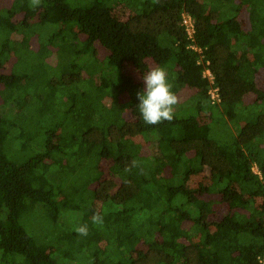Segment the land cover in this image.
Here are the masks:
<instances>
[{
	"label": "trees",
	"instance_id": "obj_1",
	"mask_svg": "<svg viewBox=\"0 0 264 264\" xmlns=\"http://www.w3.org/2000/svg\"><path fill=\"white\" fill-rule=\"evenodd\" d=\"M152 65L191 91L158 125L137 110ZM0 100V264H61L54 247L74 264H260L264 0H11ZM34 211L42 238L21 222Z\"/></svg>",
	"mask_w": 264,
	"mask_h": 264
},
{
	"label": "clouds",
	"instance_id": "obj_2",
	"mask_svg": "<svg viewBox=\"0 0 264 264\" xmlns=\"http://www.w3.org/2000/svg\"><path fill=\"white\" fill-rule=\"evenodd\" d=\"M41 0H29V6L38 7ZM144 89L137 93L139 104L137 110L142 121L147 125H158L164 121L171 122L174 118V106L178 103L177 95L172 91V84L168 81L166 70L161 66L150 68L142 76ZM135 166V165H134ZM128 171V169H126ZM257 171V168H254ZM94 225H103V215L94 212L91 217ZM78 235L87 236V224L75 228Z\"/></svg>",
	"mask_w": 264,
	"mask_h": 264
},
{
	"label": "rangeland",
	"instance_id": "obj_3",
	"mask_svg": "<svg viewBox=\"0 0 264 264\" xmlns=\"http://www.w3.org/2000/svg\"><path fill=\"white\" fill-rule=\"evenodd\" d=\"M11 0H0V7L4 6L5 4L7 5ZM3 2H6V3H3ZM124 10V9H123ZM121 16H128L129 13L127 12H122L120 13ZM38 39L37 37H34L33 38V41H32V44L34 46V48L38 47ZM55 60V59H54ZM53 60V62H54ZM152 67H154V65H152ZM151 67V68H152ZM190 93L191 91H185L183 93L180 94L178 100H183V99H187L189 96H190ZM0 103H1V100H0ZM9 149V148H8ZM16 149V153H17V156L21 159H24V158H27L32 152L31 150H28V151H25V152H21L20 151V144L18 145V147L14 148ZM256 168V166L254 167ZM218 215V210L216 209L214 214H213V219L216 218ZM21 222L26 226L27 230L32 233L34 236H36L37 238H42L43 236H39L37 234V230L35 229V227H37L38 229L39 228H44L45 227V220L43 221L42 219V216L39 217L37 215V212L34 211V212H30L28 214H26L25 216H23V218L21 219ZM39 236V237H38ZM51 244H53L54 242L50 241ZM55 247L53 249L50 248L49 252L50 254L53 256V258L59 263V261L61 262V264H74V262L68 260L67 258L66 259H60L61 258V254L60 252H56L55 250ZM3 263L5 261H2ZM1 262V264H2ZM7 263V262H6Z\"/></svg>",
	"mask_w": 264,
	"mask_h": 264
},
{
	"label": "built area",
	"instance_id": "obj_4",
	"mask_svg": "<svg viewBox=\"0 0 264 264\" xmlns=\"http://www.w3.org/2000/svg\"><path fill=\"white\" fill-rule=\"evenodd\" d=\"M182 20H183V24L186 26V32L188 33L189 38L194 39V36L196 33V25H195L194 18L188 11H183ZM194 48L201 52V50L198 49V47H194ZM202 58L203 57H201L199 62L204 63L203 75L210 80L212 84L211 89H210L211 98L214 103H217L220 101V96H219V90H218L219 88L213 86V84L215 83V75L209 66L210 62L209 61L203 62ZM255 172H258V171H255ZM258 260L260 264H264V256H259Z\"/></svg>",
	"mask_w": 264,
	"mask_h": 264
}]
</instances>
